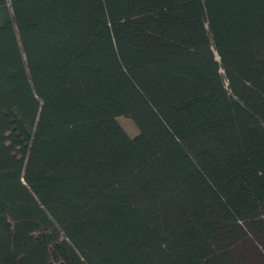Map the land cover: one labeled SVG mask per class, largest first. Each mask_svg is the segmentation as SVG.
Masks as SVG:
<instances>
[{"label":"trees","instance_id":"16d2710c","mask_svg":"<svg viewBox=\"0 0 264 264\" xmlns=\"http://www.w3.org/2000/svg\"><path fill=\"white\" fill-rule=\"evenodd\" d=\"M0 264H264V0H0Z\"/></svg>","mask_w":264,"mask_h":264},{"label":"rangeland","instance_id":"374dc122","mask_svg":"<svg viewBox=\"0 0 264 264\" xmlns=\"http://www.w3.org/2000/svg\"><path fill=\"white\" fill-rule=\"evenodd\" d=\"M116 119L130 137H133L138 133L137 127L130 118L118 116Z\"/></svg>","mask_w":264,"mask_h":264}]
</instances>
